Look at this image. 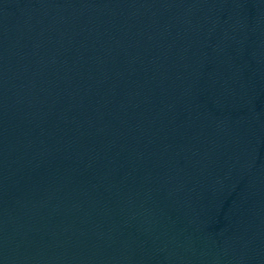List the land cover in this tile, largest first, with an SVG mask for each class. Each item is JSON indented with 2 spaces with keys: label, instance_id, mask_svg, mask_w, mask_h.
Segmentation results:
<instances>
[{
  "label": "water",
  "instance_id": "1",
  "mask_svg": "<svg viewBox=\"0 0 264 264\" xmlns=\"http://www.w3.org/2000/svg\"><path fill=\"white\" fill-rule=\"evenodd\" d=\"M0 264H264V0H0Z\"/></svg>",
  "mask_w": 264,
  "mask_h": 264
}]
</instances>
